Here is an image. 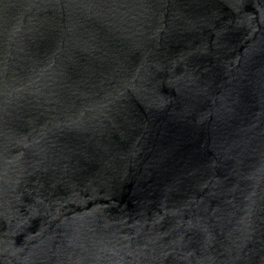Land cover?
<instances>
[{"label":"water","instance_id":"95a60500","mask_svg":"<svg viewBox=\"0 0 264 264\" xmlns=\"http://www.w3.org/2000/svg\"><path fill=\"white\" fill-rule=\"evenodd\" d=\"M0 264H264V0H0Z\"/></svg>","mask_w":264,"mask_h":264}]
</instances>
